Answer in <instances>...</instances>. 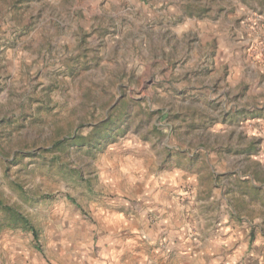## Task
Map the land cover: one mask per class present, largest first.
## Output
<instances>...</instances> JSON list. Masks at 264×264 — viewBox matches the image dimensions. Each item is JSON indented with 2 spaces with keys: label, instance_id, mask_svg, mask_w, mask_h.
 I'll return each mask as SVG.
<instances>
[{
  "label": "rangeland",
  "instance_id": "rangeland-1",
  "mask_svg": "<svg viewBox=\"0 0 264 264\" xmlns=\"http://www.w3.org/2000/svg\"><path fill=\"white\" fill-rule=\"evenodd\" d=\"M161 215L264 264V0H0V264Z\"/></svg>",
  "mask_w": 264,
  "mask_h": 264
},
{
  "label": "crops",
  "instance_id": "crops-1",
  "mask_svg": "<svg viewBox=\"0 0 264 264\" xmlns=\"http://www.w3.org/2000/svg\"><path fill=\"white\" fill-rule=\"evenodd\" d=\"M158 207L160 206H156L155 209ZM167 221V215H161L152 229L139 230L137 222L118 216L115 223L111 224L108 234L103 236L104 244L100 242V246L94 247L95 250L79 248L77 261L79 264H234L236 258L233 255L224 256V249L234 244L232 239L227 240V243L221 239L214 240L215 246L210 252L203 244L207 242L206 238L201 239L202 243L195 248L185 241V232H182V238L176 243L170 239L173 243L158 246L156 242L159 239L165 238L167 241L174 233L168 228L161 227ZM118 222H122L125 228L122 229ZM143 235L146 236L145 239L142 238ZM42 264L48 263L45 261Z\"/></svg>",
  "mask_w": 264,
  "mask_h": 264
},
{
  "label": "trees",
  "instance_id": "trees-1",
  "mask_svg": "<svg viewBox=\"0 0 264 264\" xmlns=\"http://www.w3.org/2000/svg\"><path fill=\"white\" fill-rule=\"evenodd\" d=\"M112 120L111 119H107L104 120L102 123H100L99 125L96 126V132L99 133V135H109V131H106V129L108 130L109 126L111 125ZM80 139V138H79ZM11 210V209H10ZM13 217L15 218L16 221H22L25 223L26 226H28V221L26 219H24L22 216L18 215L17 213L13 212ZM32 231L34 232V234L36 235V231L32 228Z\"/></svg>",
  "mask_w": 264,
  "mask_h": 264
}]
</instances>
